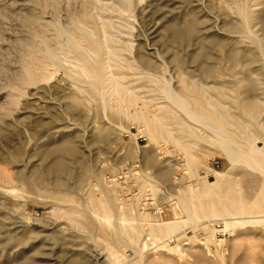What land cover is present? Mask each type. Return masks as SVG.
I'll return each mask as SVG.
<instances>
[{
	"label": "rangeland",
	"instance_id": "rangeland-1",
	"mask_svg": "<svg viewBox=\"0 0 264 264\" xmlns=\"http://www.w3.org/2000/svg\"><path fill=\"white\" fill-rule=\"evenodd\" d=\"M263 11L264 0H0V264H113L117 252L122 264H264ZM188 15L213 41L215 82L197 48L159 46ZM235 44L251 68L220 59ZM139 46L157 68H140ZM82 56L118 72L142 107L123 111ZM166 81L182 100L165 97ZM49 126L74 136L88 179L32 182ZM185 229L188 245L166 243Z\"/></svg>",
	"mask_w": 264,
	"mask_h": 264
},
{
	"label": "bare ground",
	"instance_id": "bare-ground-1",
	"mask_svg": "<svg viewBox=\"0 0 264 264\" xmlns=\"http://www.w3.org/2000/svg\"><path fill=\"white\" fill-rule=\"evenodd\" d=\"M259 15L263 16V18L261 17L262 22H263L264 21L263 20L264 19V11L260 12ZM174 18H176V16ZM37 21H35V22H37ZM157 26L158 25L153 26L152 31L153 30L156 31ZM198 26H199L198 18L194 15H188L182 19H175V20L170 21L166 26L163 27V29L159 33L160 41H161L159 46H161L162 48L163 47H169V46L170 47H176V48H180L183 46L184 47L197 48L199 50L200 57H198V58L194 57V60H198L201 62L203 71L206 73L207 77L210 80L215 82L216 81V74H215L216 71H215V69H213L214 68L212 65L213 57L210 53V49L212 47L213 41L205 39L204 35L200 34V30H199ZM54 28H55V26H54ZM62 31H64V30H62ZM71 34H73V33H71ZM82 35L86 37V34L85 35L82 34ZM67 38H68V36H67ZM72 39H74V38H72ZM72 39H69L67 41L68 46L82 51V48H81L82 46L80 47ZM79 40H80V38H79ZM217 43L222 45L223 41L220 39V40H217ZM152 48L153 47H150V49H152ZM225 49L226 50L223 53L222 57L221 56H219V57L221 60L227 59L230 62L232 70L235 69L237 65H240L239 63H241V62H243L244 65L248 66V68H251L250 66H252L253 59H254V53L253 52L249 51V53H247L248 55L245 56V54H242V53L244 50H246L245 52H247V49H243L242 46H240L238 44L229 46L228 48H225ZM49 51H50V49H49ZM49 51L47 53L49 55L48 57L54 58V55ZM82 57H84L83 60H85L86 66L87 67L89 66L92 69V71H94L93 73H95V76L97 78H102V79H104L103 81L109 82V86H111V88H113L112 95L116 98L117 101H119V103L122 104V110L123 111H126L127 108L130 106L131 107L138 106L139 108L142 107V104H140L142 99H139V98H140V96L142 97L143 95H140V96L135 95L133 93L135 89L131 88V86H128L129 85L128 83L119 84L118 81L115 80V75L119 74L118 72H116V74H110V77L106 78L105 72L100 73V71H98L97 68L93 67L92 65L90 66V63H89V61H86L85 56H82ZM171 58L175 62H177L178 64L182 61V58L178 55L177 51L173 52L171 54ZM52 60H54V59H52ZM136 61L139 64L140 68H142V70L145 69L146 71L152 70V68H154V67L157 68V66L159 65V62H158L159 58L154 53V50L153 49L151 51L141 50L140 46L136 52ZM102 79H100V80H102ZM110 79H113V80H110ZM169 82L170 81H166L165 85L162 88L165 97L171 101H174V102L176 100H179V99L182 100L183 99L182 95L179 92L175 91V89L170 87L171 85ZM244 83H245L244 89L250 93L252 91V86H250L249 83H252V82L250 80H245ZM50 87L52 88L53 86H50ZM120 87H121V89H120ZM93 88H94V86H93ZM114 93H117V95L115 96ZM100 96L103 97L102 95H100ZM73 98H75V97H73ZM77 98L78 97L75 98L77 100V102H74L73 100H75V99H73V100H70L73 102H61L60 103V106L63 107L64 112L71 113V114L75 113L76 107L79 104L78 103L79 101ZM128 103H129V105H128ZM52 106H50V108H52ZM147 111L149 113L152 112L150 109H148ZM186 116H187V113H186ZM44 124H48V123L44 122ZM52 127L57 128V126H49V128L47 129V134H46L47 138L45 139V142L42 146V151H41L40 158H39L41 161L47 162L48 164L46 167H43L41 169H34L35 171H34V177L32 178V182L42 183L44 176L47 174H51L54 177V186L56 188H58V187L60 188L62 181H64L63 178L70 177V178H77L79 180L82 178L85 179L87 177V179H88V177H90V175H89L90 172L88 171V169L85 165L86 161L83 159V155L81 154V152L79 151V149L76 145V142L74 140V136H72L71 133H66V132H64L65 130L63 131V129H59V128H57V129L54 128L55 130L51 131ZM261 140L263 143L262 150L260 151V149H256V153L258 154V156L259 155L264 156V138H261ZM251 148H252V146H251ZM226 149H227V147H226ZM253 150H255V149H253ZM73 164L79 165V171H75V169H73V166H72ZM64 176H66V177H64ZM19 178L22 179L23 181L27 180L26 175L19 176ZM28 182H27V184H29ZM29 187H30V185H29ZM56 190H58V189H56ZM87 216H89V215H87ZM88 223H90V222H88ZM225 223H226V221H225ZM111 258L114 261L113 264H122L125 261V256L121 252L113 253ZM24 261L25 262H22L20 264H34L31 261H26V260H24Z\"/></svg>",
	"mask_w": 264,
	"mask_h": 264
},
{
	"label": "built area",
	"instance_id": "built-area-1",
	"mask_svg": "<svg viewBox=\"0 0 264 264\" xmlns=\"http://www.w3.org/2000/svg\"><path fill=\"white\" fill-rule=\"evenodd\" d=\"M153 210V215L161 214L162 213V208L160 207H155L152 209ZM190 229H185L181 233H177L175 235H172L170 238L166 239V243H172V244H179L180 246L183 245H188L190 241V237L193 235H188V232ZM196 235L195 240L198 241L199 244H203L206 241V236L204 230H197L195 232H192ZM129 255V254H128Z\"/></svg>",
	"mask_w": 264,
	"mask_h": 264
}]
</instances>
